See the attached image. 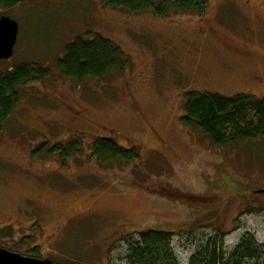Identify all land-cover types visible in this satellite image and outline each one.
<instances>
[{
  "label": "rangeland",
  "instance_id": "rangeland-1",
  "mask_svg": "<svg viewBox=\"0 0 264 264\" xmlns=\"http://www.w3.org/2000/svg\"><path fill=\"white\" fill-rule=\"evenodd\" d=\"M3 16L20 31L0 74L30 64L52 76L22 90L0 140V229L11 234L1 248L30 257L37 247L54 264H130L129 244L157 231L190 264L215 239L227 255L247 235L264 245V137L215 147L182 122L190 93L264 98V0H209L202 16L169 18L100 0H25ZM96 35L132 66L77 86L58 61ZM77 138L74 160L49 153ZM99 138L140 160L100 166Z\"/></svg>",
  "mask_w": 264,
  "mask_h": 264
},
{
  "label": "trees",
  "instance_id": "trees-1",
  "mask_svg": "<svg viewBox=\"0 0 264 264\" xmlns=\"http://www.w3.org/2000/svg\"><path fill=\"white\" fill-rule=\"evenodd\" d=\"M25 0H0V9L12 10ZM104 8L130 15L152 13L158 18L174 16H202L209 0H100ZM63 77L83 86L89 82L103 83L122 75L132 66L130 58L109 39L96 35L78 38L66 48L57 64ZM52 76L47 68L30 64L16 67L0 74V140L8 121L17 111L23 89L44 83ZM183 124L201 132L215 147L235 146L242 142L264 137V98L238 95L223 98L214 94H188ZM81 139H73L67 146H55L49 153L60 157L62 164L82 154ZM91 153L102 167L134 165L140 160L137 149H125L111 139H97ZM172 234L149 231L139 234V240L129 244L130 264H180L171 249ZM11 238L10 231L0 229V248L4 239ZM223 241H210L194 256L190 264H264V245L252 236H245L234 251L227 255ZM30 256L40 257L35 247Z\"/></svg>",
  "mask_w": 264,
  "mask_h": 264
},
{
  "label": "water",
  "instance_id": "water-1",
  "mask_svg": "<svg viewBox=\"0 0 264 264\" xmlns=\"http://www.w3.org/2000/svg\"><path fill=\"white\" fill-rule=\"evenodd\" d=\"M18 23L7 17L0 18V61L10 60L15 55L19 36ZM264 191H261L263 193ZM0 264H54L50 260L38 259L0 248Z\"/></svg>",
  "mask_w": 264,
  "mask_h": 264
}]
</instances>
